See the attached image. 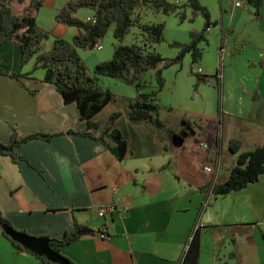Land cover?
Listing matches in <instances>:
<instances>
[{"label":"crops","instance_id":"1","mask_svg":"<svg viewBox=\"0 0 264 264\" xmlns=\"http://www.w3.org/2000/svg\"><path fill=\"white\" fill-rule=\"evenodd\" d=\"M236 1L201 0L217 22L207 34L211 40L216 38L219 60L220 46L227 48L224 61H209L204 54L200 66L205 74L221 72V86H213L219 96L218 113L175 112V105L160 106L168 127L177 131L190 130L192 125L201 128V144L210 145L200 164L203 176L210 174L205 165L215 159V147L219 148L223 162L216 182L225 181L236 164V155L229 149L232 139L242 140L243 151L264 145V4L257 13L246 2L236 7ZM213 29H217L215 34ZM71 31L74 36L80 33L77 27ZM185 59L192 62L191 54ZM0 65L14 73L33 69L21 70L22 49L14 40L0 45ZM44 77V71L20 78L0 74V139L8 142L15 132L20 138L53 135L24 143L19 148L24 158L18 161L0 154V210L17 229L52 238L73 231L76 223L106 229L107 238L84 236L62 248V254L77 264H181L196 229L202 240L200 264H206L210 245L211 264H217L226 256L224 247L232 237L235 264H264V255L254 250L255 241L259 248L264 246V217L256 223L248 221V205L242 219L233 224H228L223 213L219 218L209 213L214 194L203 191L205 181L190 172L185 157L176 156L169 133L149 121L131 118L135 97L117 102L115 94L95 116L100 127L92 130L98 138H92L80 134L88 124L81 119L77 104L66 103L56 85ZM169 89L175 91L173 84ZM114 113H120L116 124L129 145L123 160L103 140ZM172 114L177 116L171 120ZM229 195L247 201L260 196L264 203V175ZM106 205H115L117 210L101 217L98 209ZM243 228L254 235H239L237 231ZM0 264L46 263L0 234Z\"/></svg>","mask_w":264,"mask_h":264},{"label":"trees","instance_id":"2","mask_svg":"<svg viewBox=\"0 0 264 264\" xmlns=\"http://www.w3.org/2000/svg\"><path fill=\"white\" fill-rule=\"evenodd\" d=\"M243 1L254 7L257 13H260L264 4V0ZM44 2L45 0H36L33 6L32 0H7L0 4V45L10 40L20 44L22 49L21 70L31 59L36 58L35 65L29 72L14 73L0 65V74L20 78L32 75L38 69H44V80L56 85L66 103L77 104L81 119L87 121V131L80 134L92 138H98L92 130L100 127V122L95 119V116L115 99V93L101 87L98 80L102 77L121 79L126 84L134 85L137 90V95L130 104L131 118L149 121L157 128L169 133L171 146L176 156L185 157L190 172H194L205 181L202 186L203 191L216 196H227L260 180L264 175V145L250 151H243L242 140L232 139L229 149L236 155V164L225 181L214 182L213 176L210 174L203 176L202 171L200 172V164L206 151L200 145L202 142L201 128L192 125L190 130L177 131L168 127L160 115L159 98L167 85L164 70L172 64L183 63L188 54L192 56L193 65L200 62L205 54V45L209 42L207 33L212 25H217V22H213L211 19L209 8L201 0H188L184 5L172 3L169 0H71L58 11L57 21L79 28L80 33L72 40L56 37L51 50H45L43 47L44 41L50 38V32L38 25L39 11ZM187 6L191 7L195 14H203L206 19L203 29L191 30V38L187 42L174 41L173 44L180 49L175 57H164L160 52L151 50L153 45L164 40L166 25L165 23L145 24L142 22L141 14L137 11L148 7L155 12L177 13L183 21L187 18ZM81 8L92 9L95 21L77 17L76 13ZM111 26H114L116 39L113 56L110 60L97 64L93 75H91L79 50L97 48ZM135 26L141 30L142 43H125L127 36ZM149 70H156L157 85L151 92L145 90L147 81L144 79V74ZM192 72L198 76L196 89L204 83L213 84L216 87L221 86L220 70L212 75ZM187 113L202 119L211 118V116L201 113ZM119 116L120 113L111 115L105 128L103 140L112 153L119 160H123L129 151V145L127 138L116 124ZM52 137L53 135L50 134H33L26 138H20L15 132L8 142L0 139V154L9 155L18 161L24 158L19 154V148L24 143L34 138L51 139ZM221 143L220 130L217 145L221 146ZM6 224L17 229L0 210V234L6 236L17 249L32 252L5 232ZM20 231L29 233L26 230ZM98 232L87 224L76 223L74 230L61 238L47 237L50 239L51 247L62 253L61 250L65 245L84 236L97 235ZM201 252L200 230L196 229L181 264H200ZM37 256L46 264H59L46 257ZM63 256L71 264H77L65 255Z\"/></svg>","mask_w":264,"mask_h":264},{"label":"rangeland","instance_id":"3","mask_svg":"<svg viewBox=\"0 0 264 264\" xmlns=\"http://www.w3.org/2000/svg\"><path fill=\"white\" fill-rule=\"evenodd\" d=\"M70 0H45L44 5L41 7L38 15V25L43 26L45 30L50 32V38L44 41L43 47L45 50H51L53 47L54 39L56 37H65L64 39H73V32L75 26H69L64 23L57 21V14L60 9L63 8ZM172 3H177L179 5H184L188 0H169ZM7 2V0H0V4ZM36 0H32V5L34 6ZM138 13L142 16V22L145 24L152 23H165L164 40L161 43L155 44L151 47V50L160 52L164 57H174L179 52V47L175 46L174 41H184L190 40V32L193 29L201 30L205 26V17L203 14H195L193 9L189 6L186 7L187 18L181 20L177 13H164L155 12L153 9L148 7H143ZM93 13L90 8H81L76 13L77 17L81 19H87L88 15ZM217 32V29H213V34ZM141 30L138 26H135L131 33L127 36L125 43L138 42L142 43ZM190 36V37H189ZM208 37V44L205 45V55L209 61H219L218 54L215 55L216 38L212 36V40ZM116 41L114 36V26H111L107 35L101 39L99 42L103 48H93V49H80L79 54L90 69V74L93 75L94 68L97 64L102 61L110 60L114 53V42ZM204 46V44H202ZM220 53V49H219ZM107 54V55H106ZM186 58V57H185ZM36 62V58L31 59L24 68H33ZM222 62V60H221ZM202 64V60L194 65L189 59H184L183 63H175L170 65L164 70L167 85L162 91L159 99V104L162 108L166 106L175 105L176 111H197L205 114L214 115L218 113L219 107V96L217 91L213 88V84H206L199 86L196 89V83L198 76L192 71L199 73V68ZM192 66H195L192 68ZM37 71H44V69H38ZM195 77V79H194ZM144 79L147 81V86L145 90L151 92L156 88V70H149L144 74ZM195 80V82H194ZM98 83L104 89H110L117 95V102H122L125 97H136L137 90L134 85L126 84L124 81L118 78L102 77L98 80ZM173 84L175 91L169 89ZM116 98V99H117ZM223 99V96H222ZM177 115L172 114L176 118ZM245 205L249 207V220L254 223L259 221L264 217V203L260 196H256L253 200H241L238 197L229 196H216L213 195L211 204L208 205L209 213H216L219 218L222 213L227 218L228 224H233L235 221H240L244 214L246 213ZM206 212V211H205ZM238 214V217H237ZM223 218V219H224ZM219 221V220H218ZM223 224L220 222L219 225ZM205 228V227H204ZM239 235L251 237L254 235L252 230H247L245 228L237 231ZM234 236V235H233ZM235 237V236H234ZM233 242L234 238H230L226 242L224 249L226 256H223L217 261V264H235V259L233 255ZM212 250L211 245L207 249L206 254V264H211L210 252ZM254 250L258 254L264 255V246L260 248L257 242H254Z\"/></svg>","mask_w":264,"mask_h":264},{"label":"water","instance_id":"4","mask_svg":"<svg viewBox=\"0 0 264 264\" xmlns=\"http://www.w3.org/2000/svg\"><path fill=\"white\" fill-rule=\"evenodd\" d=\"M5 232L10 235L15 241L21 243L25 248L33 253L46 257L48 260L59 264H71L62 253L55 251L50 245V239L45 236H36L6 224L4 226Z\"/></svg>","mask_w":264,"mask_h":264},{"label":"built area","instance_id":"5","mask_svg":"<svg viewBox=\"0 0 264 264\" xmlns=\"http://www.w3.org/2000/svg\"><path fill=\"white\" fill-rule=\"evenodd\" d=\"M243 4H244L243 0H237L235 6L236 7H242ZM88 20H94L95 21L93 16L88 17ZM102 47L103 46L101 44L97 46V48H102ZM226 54H227V48L222 44L220 46V56H221L222 61L225 60ZM198 72L204 74V68L200 67ZM201 145L205 149L210 148V145L208 143H202ZM218 150H219V148H217V146H216L215 151L217 152V155H216L215 159L212 162L205 165V171L210 173V174H214V182H216L218 180L220 171L222 169V162H223L222 161L223 160L222 154L219 153ZM208 202H209V198H208ZM116 210H117V207L115 205H106V206L100 207L98 209V213L101 217H105L106 215L113 213ZM98 235L102 238L108 237V234L106 233V229H101L98 232Z\"/></svg>","mask_w":264,"mask_h":264}]
</instances>
